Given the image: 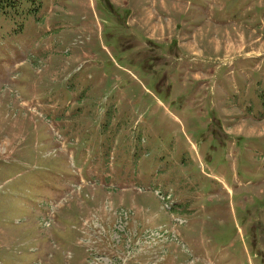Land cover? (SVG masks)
Wrapping results in <instances>:
<instances>
[{
    "label": "rangeland",
    "instance_id": "rangeland-1",
    "mask_svg": "<svg viewBox=\"0 0 264 264\" xmlns=\"http://www.w3.org/2000/svg\"><path fill=\"white\" fill-rule=\"evenodd\" d=\"M111 1L0 0V264H264V0Z\"/></svg>",
    "mask_w": 264,
    "mask_h": 264
},
{
    "label": "crops",
    "instance_id": "crops-1",
    "mask_svg": "<svg viewBox=\"0 0 264 264\" xmlns=\"http://www.w3.org/2000/svg\"><path fill=\"white\" fill-rule=\"evenodd\" d=\"M155 6H157L156 4H154ZM156 11H157V8L155 9ZM135 17V16H134ZM178 45L179 46H182V43L180 42V43H178ZM195 46H197V49H192V51L191 50H189V51H191V52H189L188 51V53H191V54H196L198 51H202V52H204L205 51V49L204 48H201L200 46H198V45H195ZM192 48L194 47V45L193 46H191ZM187 52V51H186ZM242 55H244L245 56V58H249V59H258L257 57H260L261 55H259V53L258 54H255V53H249V54H247V53H245V54H241V55H236V56H233V57H238V56H242ZM232 58V57H231ZM225 59H227V58H225ZM245 64H248V63H244V64H242V65H245ZM241 65V66H242ZM212 69H213V67H212ZM199 72H204V71H199ZM195 78H199V75H196V76H194ZM240 93V92H239ZM241 94V93H240ZM242 95V94H241ZM236 96H240V95H236ZM215 106V105H214ZM239 106H241V102L240 101H238V100H236V98L234 99V101H233V107L232 108H239ZM232 111H234L235 112V110H232ZM242 111V109H240L239 111H237V112H235L238 116H239V123L240 122H242V121H247V119L246 118H244V117H242L243 116V114L242 113H240ZM246 115L252 120V121H255V123H257L258 125H264V114H262V113H260V114H258V113H255L253 110L251 111V112H249V113H246ZM259 117V118H258ZM234 119V118H233ZM238 123V124H239ZM230 127H233V126H230ZM260 129V128H259ZM262 130H256L257 132H253V133H250V132H248V134L249 135H251V136H263V134H264V127H262L261 128ZM232 130V129H231ZM256 133V134H255ZM238 136H240V135H236V137H238ZM236 143V141H233V144H235ZM234 167H235V164H234ZM240 180H241V182H240ZM235 181H239L241 184H240V186L241 187H237V186H235V188L233 189V188H230V191L232 192V193H234V191H235V189H240L241 191L242 190H250L249 189V187L248 186H259V185H261V184H264V178L261 176V177H258V178H242L241 176H240V174H238V173H235Z\"/></svg>",
    "mask_w": 264,
    "mask_h": 264
}]
</instances>
